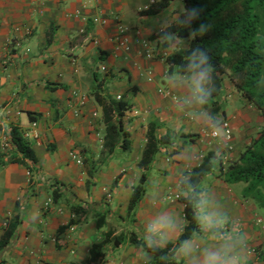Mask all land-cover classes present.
<instances>
[{
	"label": "crops",
	"instance_id": "0c3cea01",
	"mask_svg": "<svg viewBox=\"0 0 264 264\" xmlns=\"http://www.w3.org/2000/svg\"><path fill=\"white\" fill-rule=\"evenodd\" d=\"M161 1L0 0V244L13 230L9 245H0V264H85L109 231L125 241L107 245L106 264H151L154 254L129 243L130 234L149 247L176 244L187 222L183 203L168 201V194L184 190L187 196L180 183L209 154L226 167L250 144L241 116L229 110L227 82L219 94L224 102L215 110L195 99L188 80L169 79L170 53L154 36L178 19L174 11H182L183 0L156 11ZM121 26L128 52L116 48ZM145 41L154 55H147ZM97 96L127 106L120 117L113 112L122 126L113 146L106 142ZM232 98L233 105H245L239 93ZM220 118L231 120L232 151L210 137ZM14 127L36 161L13 145ZM152 132L158 150L145 170L140 162ZM144 173L146 193L132 219L130 202ZM199 187L222 218L219 230L200 223V233L178 250L177 261L203 264L205 249L215 250L220 233L235 239L238 228L246 237L247 264H264V229L254 223L256 215L264 221V209L243 197L246 186L226 183L216 168ZM164 218L170 227L149 231ZM189 248L195 251L186 254Z\"/></svg>",
	"mask_w": 264,
	"mask_h": 264
},
{
	"label": "trees",
	"instance_id": "16d2710c",
	"mask_svg": "<svg viewBox=\"0 0 264 264\" xmlns=\"http://www.w3.org/2000/svg\"><path fill=\"white\" fill-rule=\"evenodd\" d=\"M175 0H162L158 3L156 11L166 8L169 3ZM184 7H196L202 9L199 20L193 21L189 27L182 26L179 21L183 20V12L180 14L175 25L168 29V32L178 34L181 39L189 38L191 29H195L201 22H209L211 30L202 38L196 37L185 50L202 47L208 51L211 62L215 67L213 78L216 85L215 97L222 89V75L226 69L238 79L235 85L243 97L248 99L264 115V0H183ZM153 10L147 11L152 13ZM164 47H167L164 44ZM184 52L180 51L167 59L170 72L184 62ZM212 97V98H213ZM97 100L103 107L104 120L107 125V144L112 146L116 143L119 133L122 131L121 119L114 121V111H118V117L127 109L125 103H116L106 98L97 96ZM10 139L23 158L36 161V155L28 140L20 133L18 128H12ZM157 136L152 132L149 134L147 147L144 151L140 167L148 170L154 155L158 150ZM126 144V142H125ZM213 154H209L200 166L195 167L190 174L186 186H191L189 196L182 199L185 205L184 216L188 225L177 242L176 246L169 244L166 247H149L141 239L132 233L130 243L136 247H143L147 252L153 253L155 261L151 264H182L175 258L178 250L190 240L196 233H199V221L197 202L200 199L201 190L199 185L207 174L213 171ZM222 176L229 184L245 183L244 197L257 201L264 209V128L251 145L240 155L237 161L233 162ZM140 187L134 189L129 207V215L133 213L138 203L146 193L147 174L141 177ZM195 189V197L193 195ZM105 220L102 218L98 228H102ZM11 232L9 231L0 244L5 248L10 243ZM113 232L104 234L102 241L93 245L90 250V258L85 264H106L105 249L112 241ZM125 241L120 235L113 238V245H120ZM112 244V243H111Z\"/></svg>",
	"mask_w": 264,
	"mask_h": 264
},
{
	"label": "clouds",
	"instance_id": "9594fccd",
	"mask_svg": "<svg viewBox=\"0 0 264 264\" xmlns=\"http://www.w3.org/2000/svg\"><path fill=\"white\" fill-rule=\"evenodd\" d=\"M201 12L202 9L196 7H192V8L184 7L183 16L185 18L183 20H180L179 23L187 28L190 26V24L193 21L200 19ZM210 30H211V24L209 22H201L195 29L190 30L189 39L194 40L196 37L202 38ZM157 38L162 42H164L173 51H178L182 49L183 52L185 53L183 56L184 62L179 66L180 68L179 73L177 74L175 72H172L169 75V79L174 82L178 81L181 83H183L185 79L188 80L191 83L192 93L195 99L201 104L204 105L208 104L211 101L213 94L217 90L213 78V72L215 71V67L211 62V57L208 51H206L202 47H196L195 49L185 50L182 47L181 38L178 36V34L173 32L165 31L163 35L158 34ZM144 43L146 45L145 46L146 48L149 44L147 41H145ZM129 50H130V43H129V49L124 52H128ZM209 85H211V87H209ZM84 104L85 102L81 105ZM220 119L221 122L219 123V126L213 127V129L210 132V137L216 140L222 139L226 149L232 151L234 134H233L231 120L228 118H224L223 120L222 118ZM226 122L227 123L229 122L231 126L230 140L226 139L225 130L223 129V124ZM219 129L222 130V133L218 132ZM214 132L217 133V136L213 135ZM26 135L28 138L30 133H27ZM221 166H223L222 163ZM195 194H196L195 189H193L194 197ZM197 208L199 212L196 218L202 224V226L210 231L211 230L218 231L222 218L218 214L210 210L209 201L203 198L199 199V201L197 202ZM184 209H185V205H184ZM170 226H171L170 220H168V218H164L162 221L159 222L158 225L150 226L149 231L155 233L159 230V228H167ZM220 240L221 242L218 245H216L215 250H212L211 248L205 249L203 264H247L248 261L247 244H246V237L243 234L239 232L237 233L235 239H232V238H225L223 233L221 232ZM194 251H195L194 249L189 248L186 254L192 253Z\"/></svg>",
	"mask_w": 264,
	"mask_h": 264
},
{
	"label": "rangeland",
	"instance_id": "374dc122",
	"mask_svg": "<svg viewBox=\"0 0 264 264\" xmlns=\"http://www.w3.org/2000/svg\"><path fill=\"white\" fill-rule=\"evenodd\" d=\"M155 6V7H154ZM153 7L155 8V9H157V7H158V4L156 3L155 5H154ZM178 6H180V3L179 4H177L176 5V7H178ZM183 9H184V3H183V7H182V11H180V12H178V11H174V13H178V16H180L179 14H181V12H183ZM178 19H179V17H177ZM178 19H176V20H174V21H172L171 22V24L170 25H168L167 27H164L162 30L163 31H161L160 33H158L159 35H163V33L165 32V31H167L168 32V29L171 27V26H173V25H175L176 24V22L178 21ZM157 36L158 35H156V36H154V39H157ZM192 40L193 39H189V38H187V39H181V42H182V47L183 48H185V49H187V47H189L190 46V43L192 42ZM154 41V40H153ZM164 42H162L161 43V45L163 46V49H165L166 50V52H168V53H170V54H165V58H166V60L170 57V56H172L173 54H175V53H177V52H180V51H183L182 49L181 50H178V51H173L171 48H169L168 46L167 47H164ZM125 50H119V52H124ZM146 51H148V54L147 55H150V53H151V55H154V51H152V52H150V50H149V46H147L146 47ZM150 52V53H149ZM222 84H224L225 82H227V84H225V85H227L224 89H226V93L224 94L225 96H227V101H228V104H229V110H233L234 112H235V114H239L241 117H240V122H241V125H242V128H243V131H244V133H246V136H247V142H249L250 144L253 142V139L257 136V134L260 132L261 133V131L263 130V128H264V115L255 107V105H253L251 102H249V100L248 99H246V102H245V105L243 106V105H233L234 104V101L232 100L233 98H232V96H234L235 94L237 95V93H239V96L241 97H243V95H242V93H240L238 90H237V88L235 87V85L234 84H236L237 82H238V79L232 74V72L229 70V69H226V72H225V74H223L222 76ZM209 87H211V85H209ZM219 94H220V92L215 96V98H212L211 99V101H210V104L209 105H211V106H213V105H215V106H213L214 107V109H219L220 108V103L221 104H223V102L224 101H221V99L222 98H220L219 97ZM221 97H222V94H221ZM221 101V102H220ZM220 102V103H219ZM225 106V105H224ZM240 107L239 108V111H238V107ZM243 108L245 109V112L243 111ZM224 109H226V106L224 107ZM229 112V111H228ZM246 116H245V115ZM242 122H244L245 124H243ZM234 147V146H233ZM248 147V146H247ZM234 149V148H233ZM141 163V162H140ZM232 164V163H231ZM231 164H228L226 167L225 166H218L217 165V163H215L214 162V168H213V171L217 168L218 169V171H219V174H220V177H223L222 176V174H224V172H226L227 171V169H228V167L231 165ZM213 171L212 172H210V173H212L213 174ZM192 173V170H191V172H190V174ZM209 173V174H210ZM190 174L189 175H186L185 177H184V179H183V182H181L180 183V185H182V187H185V188H187L188 189V195L187 196H189L190 195V193H191V190H189V186H186V185H184V183H186V182H188V180H189V178H190ZM140 176V175H139ZM141 177H142V175H141ZM141 177H139V179H138V181H137V184H136V187H140V185H141ZM224 178V177H223ZM225 179V178H224ZM147 181H148V177H147ZM225 182H226V180H225ZM227 183V182H226ZM229 184V183H228ZM239 184V183H238ZM241 185H244V186H246V184L245 183H240ZM147 186V182L145 183V185H144V187H146ZM235 186V185H234ZM240 186V185H239ZM135 187V188H136ZM247 187V186H246ZM245 187V188H246ZM244 188V189H245ZM199 189H200V187H199ZM186 193H184V190L183 191H180V192H178V193H176V194H172V193H170V194H168V196H167V200L168 201H171V202H173V201H181L182 202V199L183 198H185V197H187L186 195H185ZM201 195H202V191H201V194H200V199H201ZM242 195H243V197H244V195H245V193H244V190H243V193H242ZM247 198V197H246ZM252 199V198H251ZM255 201V200H254ZM258 205H259V203L257 202V201H255ZM183 203V202H182ZM260 206V205H259ZM261 207V206H260ZM185 217V216H184ZM130 218H132V219H135L136 218V210L132 213V215H131V217ZM186 220V219H185ZM186 222H187V220H186ZM254 223L258 226V227H260L261 229H264V221H263V218L262 217H260V216H255L254 217ZM187 225H188V222H187ZM186 225V226H187ZM185 226V227H186ZM184 227V228H185ZM227 228V227H226ZM183 231H184V229H183ZM116 231H114V233H115ZM125 232V231H124ZM240 232V230L238 229V228H236L235 229V233H239ZM183 233V232H182ZM199 233H200V222H199ZM129 234H130V232H129ZM196 234H198V233H196ZM131 235L132 234H130V237H131ZM117 236H120V235H117ZM117 236H111V240L113 241V238H116ZM130 237H129V240L128 241H130ZM234 237V236H233ZM235 237H236V235H235ZM110 242L109 244H111L112 245V247H114V245H113V242ZM130 243V242H129ZM177 244V243H176ZM176 244H173L174 246H176Z\"/></svg>",
	"mask_w": 264,
	"mask_h": 264
},
{
	"label": "built area",
	"instance_id": "2783aa9c",
	"mask_svg": "<svg viewBox=\"0 0 264 264\" xmlns=\"http://www.w3.org/2000/svg\"><path fill=\"white\" fill-rule=\"evenodd\" d=\"M116 48H117V51L119 50H125L127 51L129 49V39H128V36L124 30V28L121 26L119 29H118V33H117V36H116ZM85 101H82L81 104H83ZM34 126H36V123L33 124ZM223 129L225 130V137L227 140H230L231 139V126L229 124V122L227 123H224L223 124ZM214 136H217V133L214 132L213 134ZM1 145V143H0Z\"/></svg>",
	"mask_w": 264,
	"mask_h": 264
}]
</instances>
